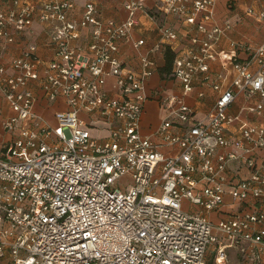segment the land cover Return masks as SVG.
Segmentation results:
<instances>
[{"label": "built area", "instance_id": "2783aa9c", "mask_svg": "<svg viewBox=\"0 0 264 264\" xmlns=\"http://www.w3.org/2000/svg\"><path fill=\"white\" fill-rule=\"evenodd\" d=\"M122 6L117 20L94 0L79 11L75 0H0V97L13 111L0 120V264H264V43L239 60L236 42L218 48L232 23L213 22L215 0H156L198 34L164 75L180 91L147 94L156 62L132 35L138 11L156 16L141 0ZM246 12L264 21V7ZM34 26L49 58L26 37ZM157 30L179 40L165 22ZM205 87L215 96L201 118L185 98ZM151 98L164 116L143 133ZM38 104L58 106L54 123Z\"/></svg>", "mask_w": 264, "mask_h": 264}, {"label": "crops", "instance_id": "0c3cea01", "mask_svg": "<svg viewBox=\"0 0 264 264\" xmlns=\"http://www.w3.org/2000/svg\"><path fill=\"white\" fill-rule=\"evenodd\" d=\"M87 0H75V10L79 11L82 5ZM99 8L100 12L104 17H112L114 19H123L126 16V11L122 6V2L126 0H94ZM144 4L145 11L156 16V21H151L147 18L146 14H142V10L138 11V16L140 15V24L134 28L132 38H143L144 44L140 47V53H148L149 57L154 59L156 62V71L151 74L148 78V84L145 86V92L147 94H153L155 90L161 88L165 90V94L178 93L180 91V85L178 82L173 80L169 81L165 78L166 71L163 70L166 66L165 64V52L178 51L184 44L189 42L186 40V36L197 35L198 32L193 26L185 24L180 18L169 15L165 17L156 8V0H141ZM264 7V0H215L214 7V17L213 22L222 23L224 20L229 19L232 23V27L226 31V33L220 37L218 48L229 50V42L234 41L238 44L236 48V56L239 60H244L252 53L253 49L264 43V21L255 17V15L247 14V9L252 8L255 11L262 10ZM201 15L196 16V20H200ZM165 22L178 34L179 40L175 42L174 45L170 43H162L159 39V33L157 30V25ZM213 22H206L207 26H211ZM36 33L34 35H26V37L31 39H36L39 46V53L44 58H49L50 49L43 45V37L40 34L38 26H34ZM19 39V38H18ZM186 41H185V40ZM19 43L8 44L7 54L3 57L6 61L11 55L15 54L17 51ZM173 46L174 50H173ZM139 50L133 48L130 43H125L122 46V54L127 61L134 66H137V54ZM174 54V53H173ZM174 56V55H173ZM173 61V60H172ZM172 61L168 67L170 70ZM211 69L216 71H221L220 65L217 62H212L210 65ZM254 69V66H253ZM163 70L162 72H160ZM169 82V85H168ZM154 86V88H149ZM197 87L199 85L197 84ZM205 96L196 101L191 97H186L188 104L195 108L196 115L198 117H204L210 110L215 92L209 88L205 87ZM159 91V90H158ZM160 92V91H159ZM259 99V96H255L254 100ZM239 98V102H241ZM58 106L52 104L51 106L43 107L42 105H36V109L42 113L50 123H54V118L52 113L56 110ZM237 106H232L230 112H238ZM13 114V111L8 107L6 102L2 97H0V120L7 116ZM164 116V110L159 104V102L154 99H148L143 106L140 125L141 131L143 133H149L153 128H155L162 117ZM247 114L242 113L241 118H245ZM3 133L0 128V139ZM231 168L238 165L237 163H232ZM241 173H245V169L241 170ZM243 175V174H242ZM227 201H229V196L226 195ZM187 205H185L186 207ZM214 219L217 215L215 213L211 214Z\"/></svg>", "mask_w": 264, "mask_h": 264}, {"label": "trees", "instance_id": "16d2710c", "mask_svg": "<svg viewBox=\"0 0 264 264\" xmlns=\"http://www.w3.org/2000/svg\"><path fill=\"white\" fill-rule=\"evenodd\" d=\"M174 54L173 53H170L169 51H166L165 52V64L166 66H164L165 68L163 70H165L166 72L169 71L168 67L171 63V61L173 60V56ZM163 70H161L160 72H162Z\"/></svg>", "mask_w": 264, "mask_h": 264}, {"label": "rangeland", "instance_id": "374dc122", "mask_svg": "<svg viewBox=\"0 0 264 264\" xmlns=\"http://www.w3.org/2000/svg\"><path fill=\"white\" fill-rule=\"evenodd\" d=\"M169 81H170V80H169ZM146 84H148V80L145 81V83H144V87L146 86ZM168 85H169V82H168ZM149 88H152V89H153L154 86L149 87ZM158 90L160 91L161 94H165V92H164L165 90H162L161 88H158Z\"/></svg>", "mask_w": 264, "mask_h": 264}]
</instances>
